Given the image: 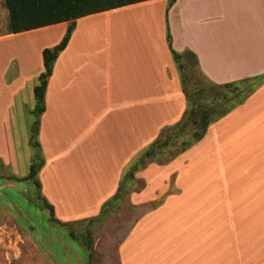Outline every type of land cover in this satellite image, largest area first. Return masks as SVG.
I'll return each instance as SVG.
<instances>
[{
	"label": "crops",
	"instance_id": "1",
	"mask_svg": "<svg viewBox=\"0 0 264 264\" xmlns=\"http://www.w3.org/2000/svg\"><path fill=\"white\" fill-rule=\"evenodd\" d=\"M166 2L145 0L74 20L46 79L37 126L38 191L59 223L50 222L44 208L48 235L41 239L45 230L32 221L38 210L28 207L25 218L0 192V264L86 263L84 247L72 255L60 223L96 215L136 154L182 117L184 95L166 26L171 48L194 53L198 71L214 84L264 73V0H174L165 16ZM157 5V25L146 39L107 34L96 45L83 28L108 23L109 12L141 6L150 12ZM66 25L0 31V161L14 171L19 146L23 155L28 145L14 134L23 128L21 109L43 69L40 51L57 43ZM55 27L56 38L38 45L31 63L27 49L4 46ZM133 179L143 185L126 195L133 218L112 245L117 264H264V79L211 121L198 141L162 164L149 162ZM7 184L1 180L0 189ZM51 226L64 236L60 253ZM112 254L104 256L107 263Z\"/></svg>",
	"mask_w": 264,
	"mask_h": 264
},
{
	"label": "trees",
	"instance_id": "2",
	"mask_svg": "<svg viewBox=\"0 0 264 264\" xmlns=\"http://www.w3.org/2000/svg\"><path fill=\"white\" fill-rule=\"evenodd\" d=\"M7 14L6 33H17L25 30L35 29L59 22H67L64 33L59 41L52 46L43 47L40 51L42 70L36 76V83L32 87V97L34 100L31 110L32 122L28 130V145L32 148V154L28 165V170L24 179L31 180L33 185L39 186L36 179V173L43 164V156L35 139L34 133L37 131L38 117L43 110V94L46 79L51 72L53 62L58 53L66 45L70 33L74 26V20L78 17L116 7L132 4L145 0H1ZM174 0H167L165 6V16L167 8ZM165 40L171 55L172 61L176 68L180 88L184 95V110L182 117L172 123L162 127L157 136L146 145L132 161L126 166L122 177L118 183V187L114 195L108 200H117L121 188L124 184L134 177L135 171L145 167L149 162L157 160L164 149H167V157L160 163L166 162L179 153L190 147L198 141L206 131L208 124L224 115L235 104L239 103L255 86L264 79V73L242 78L237 81L226 82L222 84H214L210 82L202 73L205 84L211 88H229L232 91L231 97L226 94H208L207 87L199 83L193 89H189V78L185 74V63L182 62L184 56H190L197 68L196 57L194 53L184 50L177 52L170 46V33L168 27H165ZM238 84H243L247 89V93L242 96L241 89ZM209 97V98H208ZM229 100L235 103L228 104ZM38 149V150H37ZM39 160V163L37 164ZM35 176V177H34ZM11 179V178H10ZM39 199L43 207L47 210L48 220L56 222L53 218L52 206L39 195ZM108 200L102 203L96 215L87 218V221L98 220L109 206ZM107 203L106 207L105 204ZM62 226L67 223H60ZM70 237L76 238L69 231ZM85 249L91 250V242H85ZM89 253V252H88Z\"/></svg>",
	"mask_w": 264,
	"mask_h": 264
},
{
	"label": "rangeland",
	"instance_id": "3",
	"mask_svg": "<svg viewBox=\"0 0 264 264\" xmlns=\"http://www.w3.org/2000/svg\"><path fill=\"white\" fill-rule=\"evenodd\" d=\"M159 11L160 8L157 5L154 6L150 12H148L144 6L130 9L129 11L127 9H123L117 12H109L107 15L111 17V19L108 20V23H103L104 21L89 22L88 23L89 25L87 24L83 28L85 31L89 30L93 33V35L89 36V39L96 45L106 42L105 40L107 34H109L110 38L112 37V35L113 36L118 35L119 37L123 38V34H116V33L130 34V32L132 33L135 32L137 34L140 33L141 34L140 36L146 39L145 36L150 37V33H153L155 30V27L157 25L156 16H158ZM152 16H154L153 19ZM4 20H5V24H4ZM6 20H7V14L5 8L3 7L2 1L0 0V31L6 29L5 28ZM57 29L58 28L55 27V28H47L44 30L35 31L32 34H30L27 40H21V43L18 42L19 40L17 42L16 40L14 41L12 40V42L5 43L4 46L15 47L18 44L19 47H23L27 49L26 57H28V62L30 60L31 63L32 61H34L33 58L36 56V50L38 48V45L49 43V41L56 38ZM81 31L82 29L80 30V32ZM107 32H112V33H107ZM182 62H184L186 65L185 74L189 78L188 81L189 89L195 88V86L199 83H202V85L207 87L202 75L199 73L198 69L194 64L193 59L190 56H184ZM260 83L255 84L253 89L256 86H258ZM238 87L241 89V95L244 96L247 93L246 87H244L243 84H238ZM206 90L210 95L221 94V93L226 94L228 97H231L232 95V91L229 88L207 87ZM231 103H235V102L233 100H229L228 104ZM32 108H33V99L32 96H30L29 99L25 101L21 109L23 112L22 114L23 128L22 130L14 129V131L16 130V134L14 135L16 136V141L18 144L20 143V136L28 139L29 125L32 122V118H33L31 114ZM34 136L35 139L37 140V131L36 133H34ZM21 148L22 147L19 146L17 150V152L19 153L20 160H18L17 168L15 171L12 170L10 166L8 167L7 165H4L0 161V179L4 180L6 178V182L8 183L6 187H2L0 189V192L3 193L4 197L6 198V199L3 198L2 200L5 199L8 201L6 203L8 207L24 210L22 215H25V212L28 207L36 208L39 212L38 213L39 215L37 216V218L32 216L33 218L32 221L35 224L34 225L35 227L37 228L39 227L40 229H42V231L45 230L43 231L41 237V239H45L46 236L48 235L46 231L47 226L45 225V219L43 218V215L40 213L42 212L45 214V209L39 199L40 193L38 191V187L33 185L31 180L24 179V177L26 176L25 172H27V168L26 169L23 168V165L24 163L30 162L32 148L29 145H27L26 153H24L23 155ZM166 157H167V149H164L161 155H159L157 160L154 162L158 164H162L160 163V161L165 160ZM22 159H24L25 162ZM38 163L39 160L37 164ZM37 178H38V173L36 174V179ZM142 185L143 183L136 179H133L130 182H126L117 200L114 201L112 199L110 200L106 199L108 200L109 206H107L105 212L98 220L87 221V219H81V220L69 222L66 225H64L63 228L65 229V232L68 234V232L70 231L73 234V236L76 237V238L70 237L72 255L74 254L80 255L81 254L80 246L84 247L85 249L84 246L85 242L90 241L92 248L89 251L85 249L87 256L85 264H117L116 256L114 253L112 254V245L119 239L120 236H122L126 232L128 225L133 218V213L129 210V207L126 202V195L130 190L139 189L140 187H142ZM106 200H104L102 203L106 202ZM102 203H100V206ZM153 203L154 202H152V204ZM106 205L107 203L105 204V207ZM15 213L17 216H20L19 211ZM25 218H28V216L25 215ZM6 221L7 224L9 223L10 225L11 219H6ZM26 227L27 224L23 223V228ZM51 228L55 229V251L56 253H60V251L62 250L61 242H63L64 236L61 237L60 228L52 227V226ZM26 230L30 231L29 227L26 228ZM66 237L64 238L65 244L67 242ZM8 238L14 239L15 237L8 236ZM111 254H112V258H111L112 261L107 263L106 260H104V256L110 257ZM62 256L63 255L59 256L60 260L63 258Z\"/></svg>",
	"mask_w": 264,
	"mask_h": 264
}]
</instances>
